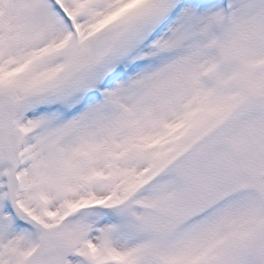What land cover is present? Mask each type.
<instances>
[{"label": "snow or ice", "instance_id": "1", "mask_svg": "<svg viewBox=\"0 0 264 264\" xmlns=\"http://www.w3.org/2000/svg\"><path fill=\"white\" fill-rule=\"evenodd\" d=\"M0 264H264V0H0Z\"/></svg>", "mask_w": 264, "mask_h": 264}]
</instances>
